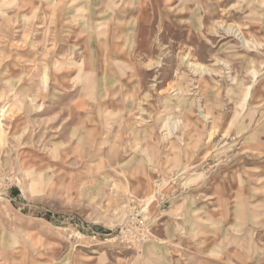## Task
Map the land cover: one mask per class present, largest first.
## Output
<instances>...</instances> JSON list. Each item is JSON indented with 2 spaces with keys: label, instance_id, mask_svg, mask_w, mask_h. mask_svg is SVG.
Returning <instances> with one entry per match:
<instances>
[{
  "label": "rangeland",
  "instance_id": "obj_1",
  "mask_svg": "<svg viewBox=\"0 0 264 264\" xmlns=\"http://www.w3.org/2000/svg\"><path fill=\"white\" fill-rule=\"evenodd\" d=\"M0 108V264H264V0H0Z\"/></svg>",
  "mask_w": 264,
  "mask_h": 264
},
{
  "label": "bare ground",
  "instance_id": "obj_2",
  "mask_svg": "<svg viewBox=\"0 0 264 264\" xmlns=\"http://www.w3.org/2000/svg\"><path fill=\"white\" fill-rule=\"evenodd\" d=\"M234 26V25H233ZM239 31V30H238ZM245 95V94H244ZM2 110V108H0V111Z\"/></svg>",
  "mask_w": 264,
  "mask_h": 264
}]
</instances>
